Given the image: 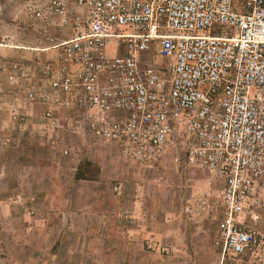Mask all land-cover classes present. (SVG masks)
<instances>
[{"label": "built area", "instance_id": "built-area-1", "mask_svg": "<svg viewBox=\"0 0 264 264\" xmlns=\"http://www.w3.org/2000/svg\"><path fill=\"white\" fill-rule=\"evenodd\" d=\"M74 4L49 2L73 27L70 36L49 37L44 50H54L52 58L1 64L15 94L43 105L51 130L87 129L148 169L168 153L180 161L184 147L188 168L222 183L213 201L209 191L187 207L220 216L221 264L257 248L262 235L251 225L264 209V0ZM11 142L0 137V150Z\"/></svg>", "mask_w": 264, "mask_h": 264}, {"label": "crops", "instance_id": "crops-1", "mask_svg": "<svg viewBox=\"0 0 264 264\" xmlns=\"http://www.w3.org/2000/svg\"><path fill=\"white\" fill-rule=\"evenodd\" d=\"M5 41L0 64L33 65L40 58L35 39ZM14 111L24 122L13 119ZM44 112L43 105L15 94L5 70L0 73V137L12 141L0 150V264H185L182 245L190 237L199 245L202 226L200 219L183 221V209L168 206L164 176L159 174L155 186L148 168L127 160L118 142L87 129L53 131ZM195 178L208 189L215 183L205 171ZM202 212L186 216L200 218ZM259 213L258 224L251 226L262 235L260 245L238 257L237 264H264V209ZM168 217H179V223H168ZM155 240L176 252L152 255L145 243Z\"/></svg>", "mask_w": 264, "mask_h": 264}, {"label": "rangeland", "instance_id": "rangeland-1", "mask_svg": "<svg viewBox=\"0 0 264 264\" xmlns=\"http://www.w3.org/2000/svg\"><path fill=\"white\" fill-rule=\"evenodd\" d=\"M68 1L72 3V8L75 10L76 5L74 4V0ZM49 2L50 0H21V2L17 3L16 0H0V43L3 44L6 42L5 40L15 41L23 39L30 41V39H35L39 42L37 50L40 58L38 59L45 61L52 58L56 52L54 50H44L45 47L51 44L49 37H65L63 34L72 33L73 27L64 23H58L57 19L59 14L48 9ZM36 11H42L43 16L37 17L35 15ZM115 47H117V45L114 41L112 43L113 51ZM3 71L4 70L0 68V73ZM65 150H67L68 153H65ZM179 150L181 155L180 161H175V155L172 152L164 156L162 162L158 166L148 169L151 181L158 187L159 174L164 176L161 183L166 191L168 206L174 205L176 208L178 207L180 211L183 209L181 211V218H183V221L196 223L193 219H200L202 228L197 229V231L202 234V240H200V244L197 245L196 243H191L193 239L190 237V243L182 245V248H184L183 250H186L188 253V259H181V261L185 264H221L222 250L216 246L214 240L218 230L220 216L217 214L210 215L203 210L200 218H191L186 215L191 216L192 213L185 212V210H187L188 206H191L193 209V207H195L193 205L194 199L200 195L203 197L208 191L213 193L212 198H210L213 201L216 193L222 188V183L216 178H212L208 173L211 177V182L215 183L211 184L212 186L209 187V189L203 182L197 184V178L195 177L198 176V172L201 170L188 168L185 164V148L181 147ZM75 151L77 152V149ZM63 153L65 155H70V150L64 149ZM116 185L120 184H115L113 188ZM182 203L183 206L181 208ZM149 214L150 217L153 216V214ZM167 222L177 225L179 223V217L178 219L177 217H168ZM146 241H150V239ZM145 248L149 250L152 255L167 256L176 252L173 245H168L158 240L145 243ZM167 262L170 264L168 260ZM232 263L237 264L236 261ZM152 264H160V262L154 261Z\"/></svg>", "mask_w": 264, "mask_h": 264}]
</instances>
